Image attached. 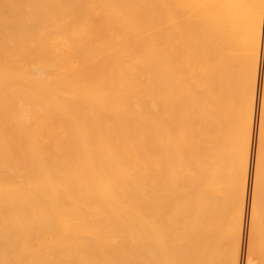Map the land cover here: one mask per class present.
I'll return each mask as SVG.
<instances>
[{"label":"bare ground","instance_id":"1","mask_svg":"<svg viewBox=\"0 0 264 264\" xmlns=\"http://www.w3.org/2000/svg\"><path fill=\"white\" fill-rule=\"evenodd\" d=\"M0 264H264V0H0Z\"/></svg>","mask_w":264,"mask_h":264}]
</instances>
